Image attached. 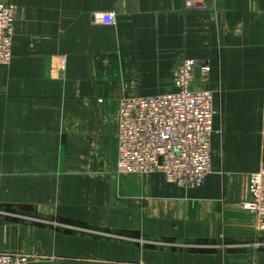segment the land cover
I'll return each instance as SVG.
<instances>
[{
    "label": "crops",
    "instance_id": "0c3cea01",
    "mask_svg": "<svg viewBox=\"0 0 264 264\" xmlns=\"http://www.w3.org/2000/svg\"><path fill=\"white\" fill-rule=\"evenodd\" d=\"M16 8L0 65V253L29 264H264L243 209L264 166V0H0ZM115 13L111 25L100 15ZM218 89L212 172L179 188L120 175L118 103L170 91L182 59Z\"/></svg>",
    "mask_w": 264,
    "mask_h": 264
},
{
    "label": "built area",
    "instance_id": "2783aa9c",
    "mask_svg": "<svg viewBox=\"0 0 264 264\" xmlns=\"http://www.w3.org/2000/svg\"><path fill=\"white\" fill-rule=\"evenodd\" d=\"M185 7L210 9L211 0H184ZM16 8L0 3V65L12 57ZM115 13L100 15V23L111 25ZM199 68V78L195 70ZM210 66L182 59L174 72L172 89L166 93L123 98L118 103L117 161L120 175L159 173L167 183L194 188L212 172L211 144L214 134V95L194 87L207 81ZM264 137V135H263ZM249 200L242 208L251 212L258 232H264V166L248 176ZM22 253H0V264H29Z\"/></svg>",
    "mask_w": 264,
    "mask_h": 264
},
{
    "label": "rangeland",
    "instance_id": "374dc122",
    "mask_svg": "<svg viewBox=\"0 0 264 264\" xmlns=\"http://www.w3.org/2000/svg\"><path fill=\"white\" fill-rule=\"evenodd\" d=\"M212 92H213V95H214V109H215V118H216V117H218V109H217V104H216L217 101H218V96H217L218 89H216L215 91L213 90ZM30 262H31V259H30Z\"/></svg>",
    "mask_w": 264,
    "mask_h": 264
},
{
    "label": "water",
    "instance_id": "95a60500",
    "mask_svg": "<svg viewBox=\"0 0 264 264\" xmlns=\"http://www.w3.org/2000/svg\"><path fill=\"white\" fill-rule=\"evenodd\" d=\"M194 76L195 78H199V68L195 70Z\"/></svg>",
    "mask_w": 264,
    "mask_h": 264
}]
</instances>
